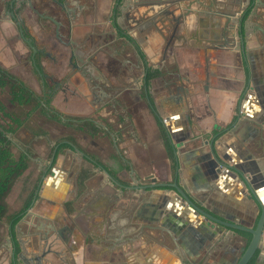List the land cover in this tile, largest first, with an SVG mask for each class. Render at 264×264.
I'll return each instance as SVG.
<instances>
[{
	"label": "crops",
	"instance_id": "crops-1",
	"mask_svg": "<svg viewBox=\"0 0 264 264\" xmlns=\"http://www.w3.org/2000/svg\"><path fill=\"white\" fill-rule=\"evenodd\" d=\"M20 2L0 0V65L83 120L33 114L9 135L29 166L8 214L30 205L0 220V264L44 241L47 264H236L252 233L198 213L174 185L219 220L258 223L264 0ZM260 246L250 264H264V234Z\"/></svg>",
	"mask_w": 264,
	"mask_h": 264
},
{
	"label": "trees",
	"instance_id": "trees-1",
	"mask_svg": "<svg viewBox=\"0 0 264 264\" xmlns=\"http://www.w3.org/2000/svg\"><path fill=\"white\" fill-rule=\"evenodd\" d=\"M120 3L121 0H119V5ZM36 61L38 63V59ZM38 66L40 67L39 63ZM0 90L8 92L11 103L19 106H30L29 111L22 114L16 113L8 109L7 105L0 99V220L6 218L10 223H14L29 207L30 201H26L20 211L8 214L6 198L16 180L28 168L29 155L26 152H22L17 156L13 150V142L9 135L16 134L21 126L28 125L35 112H39L49 119L67 125H72L74 121L83 119L59 111L52 104L53 93L51 91L38 94L21 77L2 65H0ZM83 123L88 124V121H84ZM160 128L167 149L174 158V146L169 132L161 122Z\"/></svg>",
	"mask_w": 264,
	"mask_h": 264
},
{
	"label": "water",
	"instance_id": "water-1",
	"mask_svg": "<svg viewBox=\"0 0 264 264\" xmlns=\"http://www.w3.org/2000/svg\"><path fill=\"white\" fill-rule=\"evenodd\" d=\"M19 1V0H18ZM21 4L22 3H27L28 6L34 10L37 11L36 8H34L32 0H20ZM23 1V2H22ZM17 25L20 28V32L24 38V40L27 42V44L29 45V47L31 48V50L33 51V57L32 59L35 60V53L37 52V48L35 47V45L31 42V40H27L24 37L23 34V28L21 26V22L19 21L17 23ZM219 161V165L223 166L225 165L223 162ZM226 167L229 170H233L234 172L238 173L239 175L243 176L241 174V172H239V170L237 168H235L234 166H229L228 164H226ZM244 181L246 183V186L249 187L248 181L244 178ZM175 188L177 189L178 194L180 195L181 199L183 202H187L191 207H193L198 213L203 214L204 216H206L207 218L213 220L214 222H217L219 224L225 225V226H230V227H234V228H238V229H242V230H246L252 233V239L249 242L247 248L245 249L243 255L241 256V258L238 260V262L236 264H249V262L253 259L254 255L256 254V252L261 248V241H262V237L264 234V206L261 207V215L259 217L258 223L255 226V228L250 229L244 226H238L232 223H226L222 220H219L218 218H216L215 216L207 213L200 205H198L187 193V191L183 190L182 188H180L177 184L174 185ZM21 252H19L18 254H16V249L13 252L12 258H11V263L12 264H17L18 260L21 261V263L19 264H47V254L50 253L51 247L45 245V241L44 243L41 242H37V244H35L34 247H32L31 250H27L25 247L21 248Z\"/></svg>",
	"mask_w": 264,
	"mask_h": 264
},
{
	"label": "rangeland",
	"instance_id": "rangeland-1",
	"mask_svg": "<svg viewBox=\"0 0 264 264\" xmlns=\"http://www.w3.org/2000/svg\"><path fill=\"white\" fill-rule=\"evenodd\" d=\"M0 98H1V100H3L5 102V104L7 105V107H9V109H13V111H17V110L19 111L21 109L20 107H17V106L14 107V105L10 104V102L8 100V93H7V91L0 90ZM28 107H30V106H28ZM34 114L36 115L35 118H34V121L35 122L44 124L45 121H48L44 117V115L40 114L39 112H37V113L35 112ZM15 151L17 152V149H15ZM30 182H31V179H28V181L26 182V184L28 185V183H30Z\"/></svg>",
	"mask_w": 264,
	"mask_h": 264
},
{
	"label": "flooded vegetation",
	"instance_id": "flooded-vegetation-1",
	"mask_svg": "<svg viewBox=\"0 0 264 264\" xmlns=\"http://www.w3.org/2000/svg\"><path fill=\"white\" fill-rule=\"evenodd\" d=\"M251 3H252V1L250 2V5H251ZM253 7H254V6L252 5L250 11H249V10H248V11L246 10L248 7L245 8L244 11L248 12L247 14H246V12H243L244 15H243V17H242V22H241V24H244V26L246 25V18H247V15L251 13Z\"/></svg>",
	"mask_w": 264,
	"mask_h": 264
},
{
	"label": "built area",
	"instance_id": "built-area-1",
	"mask_svg": "<svg viewBox=\"0 0 264 264\" xmlns=\"http://www.w3.org/2000/svg\"><path fill=\"white\" fill-rule=\"evenodd\" d=\"M163 122L164 123H167V118H163Z\"/></svg>",
	"mask_w": 264,
	"mask_h": 264
}]
</instances>
